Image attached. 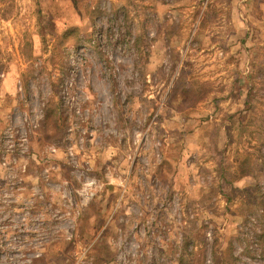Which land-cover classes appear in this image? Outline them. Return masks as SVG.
I'll use <instances>...</instances> for the list:
<instances>
[{
  "label": "rangeland",
  "instance_id": "obj_1",
  "mask_svg": "<svg viewBox=\"0 0 264 264\" xmlns=\"http://www.w3.org/2000/svg\"><path fill=\"white\" fill-rule=\"evenodd\" d=\"M0 264H264V0H0Z\"/></svg>",
  "mask_w": 264,
  "mask_h": 264
}]
</instances>
